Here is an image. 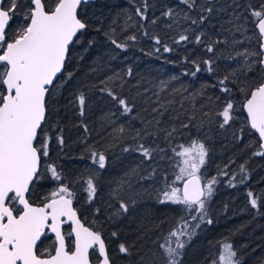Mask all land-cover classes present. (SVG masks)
I'll return each instance as SVG.
<instances>
[{
  "label": "trees",
  "instance_id": "1",
  "mask_svg": "<svg viewBox=\"0 0 264 264\" xmlns=\"http://www.w3.org/2000/svg\"><path fill=\"white\" fill-rule=\"evenodd\" d=\"M145 4L147 19L141 20L136 8L143 9ZM262 4L264 0H196L195 7L188 8L179 0H92L81 7L79 16L87 27L71 48L68 70L74 72V76L51 97L47 122L50 119L54 122L52 139L53 133L64 138L61 155L53 163L62 172V183L70 185L75 193L73 201L82 218L86 217L82 195L87 197V193L73 188V181L80 169L93 165L91 150L106 155V167L100 169V173L112 175L108 176L109 180L114 174L117 177L132 174L136 186L145 183L146 196L137 198L128 213L119 218L113 216L112 221L106 219L105 231L96 227L97 218L92 222L85 220L102 232L114 264H117L118 256H114V252L118 251V243L111 235L113 231L119 233V242L135 245L136 252L139 248L145 253L153 251L159 264H163L159 244L182 218L193 226L200 225L184 250L182 264H212V260L218 258L223 241L233 244L242 264H264V156L254 155L261 150L260 140L250 128L242 108L245 93L250 94L264 78V72L258 71L259 64L248 70L259 57L250 56L245 63L247 54L260 51L261 38L250 10H259ZM208 7L213 9L211 13L206 11ZM170 8L173 17L162 15ZM25 12L23 6L18 8L13 28L23 23ZM202 16L206 17L203 23L200 22ZM192 20L197 23L193 24ZM130 35L137 39L127 40ZM181 35H187L189 40L177 42ZM197 36L202 43H196ZM155 38L161 43L156 44ZM111 39L125 47L116 48ZM213 41L224 42L215 43L214 52L208 53L207 45ZM165 45L172 51L165 52ZM204 60L212 61V71ZM197 64L200 71L193 76ZM129 69L131 76L127 75ZM226 76V84L232 89L230 95L220 91L219 81ZM105 87L126 97L134 104V112L130 116L113 115L117 108L106 92L100 90ZM81 92L88 98L83 117L76 103V96ZM228 100L238 111L230 124L221 128L222 118L217 113ZM184 124L190 127H182ZM121 126L125 128L123 135L116 131ZM173 128L177 131L167 137L165 130ZM136 130H140L139 137ZM81 139L88 145L83 146ZM192 139L202 141L208 149L202 176L204 179L217 176L220 181L206 205L205 221L211 219V224L191 219L182 205L161 204L159 194L154 195L155 188L146 184L153 174L147 163L153 158L145 159L134 151L139 143L156 149L153 157L156 161L162 159V167L155 173L157 179L163 178V189L165 181L171 185L179 171L176 163L180 158L174 155L173 149L179 151L178 145L187 146ZM125 147L130 151H123ZM160 148L169 151L171 157H162ZM241 165L246 170L243 184L238 183ZM223 170L229 176H218ZM233 174L237 176V181H233L236 187L228 184ZM88 177L87 174L86 178L81 176L84 180ZM104 179H94L97 191L98 181L103 183ZM37 186L42 190L37 199L43 201L56 187V182L45 175ZM177 186L182 187V183ZM248 191L260 197L259 211L251 208ZM35 192L36 188L32 201ZM92 207L99 216L101 206ZM139 254L143 255L142 251ZM124 261L137 264V257Z\"/></svg>",
  "mask_w": 264,
  "mask_h": 264
},
{
  "label": "snow or ice",
  "instance_id": "2",
  "mask_svg": "<svg viewBox=\"0 0 264 264\" xmlns=\"http://www.w3.org/2000/svg\"><path fill=\"white\" fill-rule=\"evenodd\" d=\"M179 2L188 8L196 5V0ZM87 3L88 0H54L49 6L47 0H0V264H113L102 232L82 223L77 209L73 207L75 193L67 184L62 183L64 178L57 165L48 162L52 138L44 133L51 97L74 76V72L68 70L72 59L71 48L79 42L78 34L82 35L87 27L79 16L81 6ZM21 6L26 8L23 23L13 28ZM146 9L147 4L143 9L136 8V15L141 20L147 19ZM206 11L211 13L213 9L208 7ZM250 14L255 18L261 43L260 51L247 54L245 63H248L250 56L259 57L252 61L248 70L251 71L254 65L259 64L258 71L264 72V4L259 10H250ZM162 15L171 18L174 12L170 8ZM205 19L202 16L200 22L203 23ZM151 22L155 24L156 20ZM192 23L196 24L197 21L192 20ZM136 39L135 35L127 37L131 41ZM187 40V35H181L177 42ZM217 42L224 41L208 44V53L214 52V44ZM111 43L116 48L125 47L116 39H111ZM155 43H161L159 38H155ZM196 43H202L200 36L196 37ZM164 51L172 49L165 45ZM203 63L212 71L211 60H204ZM199 71L197 64L192 75L195 76ZM131 74L129 69L127 75ZM227 80L226 76L219 81L220 91L230 95L232 89L227 86ZM100 90L106 92L116 106L117 112L113 115L130 116L134 112V104L113 88ZM87 99L83 92L76 96L82 117L85 115ZM242 108L247 112L251 128L262 141L261 150L254 155L264 156V82L259 83L250 94L245 93ZM153 111L159 112V109ZM235 111L238 109L234 108L233 102L226 101L217 113L222 118L221 128L235 118ZM182 127L189 128L190 125L184 124ZM84 131H88L86 126ZM116 131L123 135L125 128L121 126ZM165 131L166 136L171 137L177 130L173 128ZM136 135H141L140 130H136ZM56 142L63 148L65 142L62 135L56 137ZM178 147L179 151L174 148L173 153L180 158L176 163L179 171L175 173L171 185L165 181V187L159 193V202L182 205L191 219L211 224V219L205 221L206 205L214 194V186L220 181L217 176L204 179L201 174L208 149L205 143L197 139H192L187 146L180 144ZM155 150L143 143L134 149L148 160L153 158ZM123 151L128 152L130 149L125 147ZM90 159L98 169L106 167L107 157L103 152L91 150ZM45 175L56 182V187L44 196L42 203H32V194ZM218 176L227 177L229 173L223 170ZM245 180L246 170L241 165L238 183L243 184ZM233 181H237L235 174L228 180V184L236 187ZM83 183L87 202L91 203L97 196L94 177L89 176ZM180 183L182 187L177 186ZM247 196L251 208L259 211L260 197L252 191H248ZM128 212V203L118 200L114 215L119 218ZM65 225H68V229H65ZM199 226V223L193 226L189 220L182 218L163 237L159 244L163 264H182L184 250ZM49 234L54 237L52 244L41 250L38 245ZM111 235L117 239L118 252L123 259L131 260L136 256L137 264H147L146 255L138 254L135 245L119 242L117 231ZM212 264H242V261L233 244L223 241L218 258L213 259Z\"/></svg>",
  "mask_w": 264,
  "mask_h": 264
},
{
  "label": "rangeland",
  "instance_id": "3",
  "mask_svg": "<svg viewBox=\"0 0 264 264\" xmlns=\"http://www.w3.org/2000/svg\"><path fill=\"white\" fill-rule=\"evenodd\" d=\"M54 0H47V3L49 6H51L53 4ZM51 120V119H50ZM48 121L47 122V126L44 129V133H46L47 135L50 136V133H52V129L54 126V122L52 121ZM56 133H53V139H51V144H50V159L48 162L53 163L55 161H58L61 152H62V148L61 146L56 142ZM78 142V141H77ZM80 142H84L85 144H83V146L88 145L85 140H82ZM78 142V143H80ZM70 145V142H69ZM159 151L161 153V156H167V157H171L169 151L165 152V148H160ZM170 159V158H169ZM162 159H159V161H156L155 156L153 157L152 161L147 163L148 166L150 165L151 171L153 172V169H155V171H158L159 169H161L162 167ZM86 164V162H85ZM144 169H146L147 167H143ZM87 171V173L83 171ZM149 170V169H148ZM100 169H98L96 166L94 165H90V166H86L85 168L80 169L79 171V175L75 174V179L73 181V188L77 189L80 193L83 194L84 192V179L81 178L82 175H84V178H86V174L87 176H93L94 179L99 180L101 177L105 178L104 182L102 183L101 181L99 182V189L97 191V196L96 199H94L91 203L87 202V197L86 195H82V200L81 203L82 205H84V212L85 215L87 217V221L92 222L93 219L96 220L97 218V223H96V227L101 228L103 231H105L104 224H106V219H111L112 221V217L115 216L114 212L116 207L118 206V200H123L124 202L128 203L129 206H134L135 201L137 200V198H143L144 196H146L147 194V189H145L143 186H145L144 184H140L139 186H136V182L134 181V175L129 174V175H124L123 177H117L115 174L113 175L112 179L109 180V177L112 175H106V173H100ZM109 176V177H108ZM137 176V174L135 175ZM158 174L154 173V175L152 174L149 177V180L146 182V184H149L151 186L152 189L155 188V190L153 191L155 194L157 195L160 193V190H162V182H163V178L161 179H157ZM151 178V179H150ZM70 186V185H69ZM40 188V186H39ZM86 203H85V202ZM84 202V203H83ZM88 203V204H87ZM92 205H98L99 208L101 206V208L103 207V209L100 208V215L97 216L94 213V208L92 207ZM91 217V218H90ZM102 217V218H101ZM116 217V216H115ZM117 218V217H116ZM115 218V219H116ZM116 249V247H115ZM140 251H142L143 255H146V261L147 264H159L158 261V257L155 253H153V251H149L148 253L143 252L142 248L137 249V253L139 254ZM115 255L114 256H118V258H115L116 263L117 264H125L124 259L121 257V255L118 253L117 250H115Z\"/></svg>",
  "mask_w": 264,
  "mask_h": 264
},
{
  "label": "flooded vegetation",
  "instance_id": "4",
  "mask_svg": "<svg viewBox=\"0 0 264 264\" xmlns=\"http://www.w3.org/2000/svg\"><path fill=\"white\" fill-rule=\"evenodd\" d=\"M41 188H39L38 186L36 187V192H35V196H34V198H35V200L34 201H32L31 200V202L32 203H35V204H40V203H42L43 201H40L39 199H37V197L38 196H41ZM73 206H74V208H76L77 210H78V208H77V206H76V204H75V202L73 201ZM78 213H79V217L81 218V220L84 222V224L85 225H87V226H89V227H92V226H90V225H88L87 224V219H86V217H85V219L83 220V218H82V216H81V214H80V211L78 210ZM84 215V214H83ZM86 220V221H85ZM65 227V229H68V225H65L64 226ZM92 228H94V227H92ZM94 229H96V228H94ZM53 236H52V234H49V237H47V238H42V241L40 242V244L38 245L40 248H41V250H43L44 248H47V247H49L51 244H52V241H53ZM106 242V241H105ZM106 245H107V243H106ZM110 255V254H109ZM93 260H95V257H93ZM114 264V263H113Z\"/></svg>",
  "mask_w": 264,
  "mask_h": 264
},
{
  "label": "water",
  "instance_id": "5",
  "mask_svg": "<svg viewBox=\"0 0 264 264\" xmlns=\"http://www.w3.org/2000/svg\"><path fill=\"white\" fill-rule=\"evenodd\" d=\"M92 0H88V3H90ZM87 3V4H88ZM83 5H85V4H83ZM82 5V6H83ZM81 6V7H82ZM79 13H80V10H79ZM256 29H257V27H256ZM257 32H258V29H257ZM79 35V34H78ZM262 82H264V78H263V81ZM243 111H244V113H245V115H246V117H247V112L243 109ZM46 116H47V113H46ZM247 119H248V117H247ZM249 126H250V124H249ZM250 128H251V126H250ZM252 129V128H251ZM257 135H258V137H259V134L254 130V129H252ZM259 140H260V138H259ZM262 143V141L260 140V144ZM202 183H203V181H202ZM74 207V206H73ZM77 214H78V216H79V213H78V210H77ZM81 219V218H80ZM82 221V220H81ZM82 223H84L83 221H82ZM86 227H89V226H87V225H85ZM106 243V242H105Z\"/></svg>",
  "mask_w": 264,
  "mask_h": 264
}]
</instances>
